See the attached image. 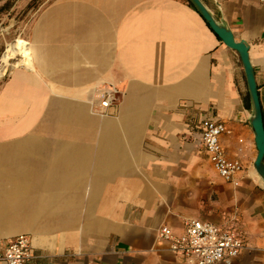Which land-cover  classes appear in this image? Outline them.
<instances>
[{
	"label": "crops",
	"instance_id": "obj_1",
	"mask_svg": "<svg viewBox=\"0 0 264 264\" xmlns=\"http://www.w3.org/2000/svg\"><path fill=\"white\" fill-rule=\"evenodd\" d=\"M32 1L0 0V251L27 234L26 264H188L157 230L179 235L197 218L236 228L246 247L231 264H264V182L236 50L189 0ZM201 2L247 44L264 125V0ZM19 39L28 60L7 65ZM107 86L116 100L100 114ZM206 118L229 130L237 185L203 148Z\"/></svg>",
	"mask_w": 264,
	"mask_h": 264
},
{
	"label": "built area",
	"instance_id": "obj_2",
	"mask_svg": "<svg viewBox=\"0 0 264 264\" xmlns=\"http://www.w3.org/2000/svg\"><path fill=\"white\" fill-rule=\"evenodd\" d=\"M263 1V0H260ZM117 90L113 86L104 88L95 110L107 113V108L116 100ZM222 121L204 119L201 123L200 140L216 172L226 181L238 184L237 176L242 171L239 159L228 158L222 148L220 137L228 132ZM183 232L174 234L166 225L157 230V237L168 242V249L188 264H231L239 252L246 247L236 228L220 226L197 218L184 220ZM34 257L27 234H18L6 241L0 251L3 264H26Z\"/></svg>",
	"mask_w": 264,
	"mask_h": 264
},
{
	"label": "water",
	"instance_id": "obj_3",
	"mask_svg": "<svg viewBox=\"0 0 264 264\" xmlns=\"http://www.w3.org/2000/svg\"><path fill=\"white\" fill-rule=\"evenodd\" d=\"M194 8L199 12L206 21L211 30L220 38V40L228 47L236 50L242 62L248 93L253 107V117L251 120L255 135V144L257 149L254 167L264 182V125L262 119L261 107L256 89L253 68L248 56V46L243 40H236L230 29L222 23L216 21L201 0H189Z\"/></svg>",
	"mask_w": 264,
	"mask_h": 264
},
{
	"label": "bare ground",
	"instance_id": "obj_4",
	"mask_svg": "<svg viewBox=\"0 0 264 264\" xmlns=\"http://www.w3.org/2000/svg\"><path fill=\"white\" fill-rule=\"evenodd\" d=\"M27 48L25 45V41L19 39L17 40V42L12 43L8 46L6 53L4 54L3 57L1 56V58H3V62L6 63L7 65L16 66L19 63H26L28 60Z\"/></svg>",
	"mask_w": 264,
	"mask_h": 264
},
{
	"label": "rangeland",
	"instance_id": "obj_5",
	"mask_svg": "<svg viewBox=\"0 0 264 264\" xmlns=\"http://www.w3.org/2000/svg\"><path fill=\"white\" fill-rule=\"evenodd\" d=\"M42 0H33L32 1V7H36L38 4H40Z\"/></svg>",
	"mask_w": 264,
	"mask_h": 264
}]
</instances>
